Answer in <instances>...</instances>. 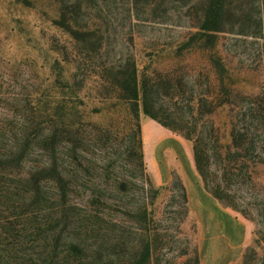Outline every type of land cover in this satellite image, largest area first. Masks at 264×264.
Instances as JSON below:
<instances>
[{"label": "rangeland", "instance_id": "1", "mask_svg": "<svg viewBox=\"0 0 264 264\" xmlns=\"http://www.w3.org/2000/svg\"><path fill=\"white\" fill-rule=\"evenodd\" d=\"M63 1L68 0H29L27 4L0 0V149H9L24 131H32L60 101L64 116H74L76 121L74 135L65 136L60 146V165L76 177L77 199L91 195L92 183H102L103 195L109 200L107 218L114 224L113 239L118 238L122 244L117 251L121 257L129 258L149 242L152 264H242L246 248L254 244L258 262L264 264V227L256 219L248 220L223 205L226 211L221 213L211 196L201 200L200 212L190 200L183 167L198 193L189 165L191 161L198 174L193 142L165 127L169 130L167 134L180 140L184 149L177 145L174 152L162 146L156 158V147L162 143L160 126H164L140 110L143 140V166H140L131 151V132L135 126L131 108L124 100L109 96L102 87L103 71L98 62L120 63L132 55L141 64L149 62L151 71L175 70L182 86L174 90L162 87L154 94L165 113L185 121L197 117L198 127L188 125L191 132L208 131L210 117L222 142H227L224 112L218 109L206 116L207 120L205 115L194 113L190 104L191 98L211 90L209 79L213 73L208 59L200 52L175 49L196 30L191 27L197 15L196 0H170L163 4L149 0H137L135 4L132 0H78L82 4L78 24L94 29L98 40L103 38L104 56L95 60L97 66L83 69L76 78L85 80L76 96L56 83L59 67L69 74L75 71L74 62L67 63L64 56L69 54V60H75L81 48L79 42L54 23ZM258 48L251 40L244 42L231 34L220 35L218 50L233 76L239 79L249 72L248 81L253 80L249 76H256L260 86L264 75L256 70L263 67ZM24 123H30L31 129L25 130ZM74 146L77 154H68ZM32 148L25 170L30 163L48 161V156L40 153L39 140ZM254 178L264 186V165L254 169ZM84 184L87 187L81 186ZM233 216L247 224L246 240L241 245L237 243L239 227ZM222 233L227 244L219 242ZM213 234L217 237L214 247H210Z\"/></svg>", "mask_w": 264, "mask_h": 264}, {"label": "trees", "instance_id": "2", "mask_svg": "<svg viewBox=\"0 0 264 264\" xmlns=\"http://www.w3.org/2000/svg\"><path fill=\"white\" fill-rule=\"evenodd\" d=\"M18 1L29 3V0ZM132 1L135 4L137 0ZM149 1L163 4L170 0ZM194 6L197 15L191 27L196 30L174 47L182 51L188 49L189 53H203V58L208 59L213 73L209 79L211 90L191 98L190 104L194 113L205 117L218 109L224 112L227 142H222L210 117V120L206 117L208 131L191 132L188 125L198 127L197 117L185 121L165 113L154 94L162 87L174 90L182 86L179 84L182 79L175 70L151 71L149 62L141 64L132 55L121 59L120 63L98 62V68L103 71L102 87L109 96L124 100L131 108L135 119L131 151L140 166H143L139 122L142 110L193 142L196 170L204 188L221 205L248 220L256 219L264 227V186L254 178V169L264 165V80L259 86L256 76H249L253 80L248 81L249 72L242 74V78L234 77L218 50L223 34L234 35L244 42L251 40L258 44L263 64L256 70L264 75V0H196ZM81 9L78 0L63 1L59 17L54 20L81 45L75 60H69V54L64 56L67 63L74 62L75 71L69 74L64 67H59L56 77L58 86L75 96L84 87L85 80H76L81 71L97 66L95 60L104 56L103 38L98 40L94 29L78 24ZM54 67H58V62ZM238 82L242 86H238ZM47 113L32 131H24L17 141H12L9 149H0V264H152L149 242L129 258L117 253L122 244L118 238L113 239L114 224L107 218L109 200L103 195L102 183L89 185L92 193L86 199L75 197L79 185L76 177L66 173L60 165V146L65 136L74 135L76 121L74 116H64L60 101ZM179 123L182 126L177 125ZM23 125L25 130L31 129L30 123ZM46 128L49 129L44 134ZM184 129L188 130L184 132ZM38 140L40 153L47 155L48 161L30 163L25 170L33 143ZM70 153L77 154L75 146L70 147ZM257 254L256 246L249 245L242 264H259Z\"/></svg>", "mask_w": 264, "mask_h": 264}, {"label": "crops", "instance_id": "3", "mask_svg": "<svg viewBox=\"0 0 264 264\" xmlns=\"http://www.w3.org/2000/svg\"><path fill=\"white\" fill-rule=\"evenodd\" d=\"M152 119H151V124H152ZM161 127V132H162V143L161 145H158L156 147L155 150V154H156V158H158L160 156L161 151L163 150L162 146L164 147L165 150L171 149L174 152H177V145L182 147L184 149L183 144L180 142V140H178L177 138H174L173 136H170L167 134L166 131H169L167 128L165 127ZM143 131L145 132V125L143 124ZM164 150V151H165ZM186 151V150H185ZM189 165H190V169L195 177V184L199 187V191L198 193H196L194 191V181L192 180L191 177L187 176L188 175V171L184 168V173H185V177H186V187L188 190V193L190 194V200L193 201L196 209L200 212L201 211V207H200V203L202 202L201 200L206 197L211 196V198L213 199L214 203L213 205H215L219 211L222 213H225L224 211H226V208H224L216 198H214L202 185L198 174L196 173L195 169L193 168V165L191 164V161H189ZM206 199V198H205ZM201 214V213H200ZM227 214V213H226ZM232 215V214H231ZM233 221L234 223L239 227V238L237 239V243L238 244H242L245 240H246V236H247V224L244 220L237 218L235 216H233ZM221 236V237H220ZM220 243H226V236L224 233L220 234ZM217 236H215V234L211 235L210 237V247H214V243H215V238Z\"/></svg>", "mask_w": 264, "mask_h": 264}]
</instances>
